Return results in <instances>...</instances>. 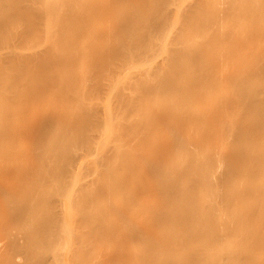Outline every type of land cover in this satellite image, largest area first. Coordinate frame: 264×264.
Here are the masks:
<instances>
[{"label":"bare ground","instance_id":"bare-ground-1","mask_svg":"<svg viewBox=\"0 0 264 264\" xmlns=\"http://www.w3.org/2000/svg\"><path fill=\"white\" fill-rule=\"evenodd\" d=\"M257 250L264 0H0V264Z\"/></svg>","mask_w":264,"mask_h":264},{"label":"rangeland","instance_id":"rangeland-1","mask_svg":"<svg viewBox=\"0 0 264 264\" xmlns=\"http://www.w3.org/2000/svg\"><path fill=\"white\" fill-rule=\"evenodd\" d=\"M7 10H8V9H7ZM28 46H29V45H28ZM31 46H32V45H31ZM32 47H33V46H32ZM35 47H36V46H35ZM35 47H33L31 50H30V47H29V48L26 47L27 50L24 49V52L29 53V52H31L33 49H35ZM36 49H37V47H36ZM152 55H154V54H152ZM129 68H131L132 70L135 69V68H133V66H131V67H129ZM87 70H88V69H87ZM135 70H136V69H135ZM82 71H83V70H82ZM136 71H137V70H136ZM133 72H135V71L133 70ZM136 73H137V72H135V74H136ZM55 84H56V83H55ZM56 85H59V84L57 83ZM54 86H55V85H54ZM54 86H53V90L56 91V90L58 89L57 91L59 92V93H58V92L55 93V95H54V99H57L58 101H59V100H61V101H66V100H67V96H69V94L72 93V92H69V93H62L63 90H60V89H62V88L59 89L57 86H55V87L57 88V89L55 88V89H56V90H55V89H54ZM59 86H60V85H59ZM80 90H81V89H80ZM80 90L78 91L79 93L77 92V94H78L79 96H80V94H81L82 96H80V97L85 98V96H86V95H84V94H86V92H85V88L83 87V90H81L82 92H81ZM57 94H58V96H57ZM56 96H57V97H56ZM164 101H165V100H164ZM166 101H167V100H166ZM59 102H60V101H59ZM61 104H65V102H64V103L61 102ZM98 146H99V148L102 149V150H103V149L106 150V149L108 148V144H102V146H101V144H98ZM100 146H101V147H100ZM106 146H107V147H106ZM102 147H103V148H102ZM81 167H84V166H80V168H79L80 171H81V169H82ZM82 170H83V169H82ZM218 207H222L221 204H220V202H219V206H218ZM224 243L227 244V247H228V246H229V247L232 246V244H231L230 242L225 241ZM258 252H260V251L257 250V253H258ZM260 253H261V252H260ZM260 253H259V254H260ZM259 254H258V255H259ZM261 254H262V253H261ZM261 254H260L259 256H261ZM263 254H264V252H263ZM263 254H262L261 257H259L258 255H257V256H258L259 258H262V260H263V259H264V258H263V257H264ZM259 258H258V259H259ZM259 260H260V259H259Z\"/></svg>","mask_w":264,"mask_h":264}]
</instances>
